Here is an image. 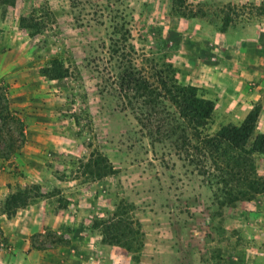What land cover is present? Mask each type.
<instances>
[{
    "label": "rangeland",
    "instance_id": "1",
    "mask_svg": "<svg viewBox=\"0 0 264 264\" xmlns=\"http://www.w3.org/2000/svg\"><path fill=\"white\" fill-rule=\"evenodd\" d=\"M247 56L264 91V0H0V218L26 209L30 244L17 264H264V154L239 183H203L215 172L155 77L170 64L213 101V135L244 104L204 77L243 75Z\"/></svg>",
    "mask_w": 264,
    "mask_h": 264
},
{
    "label": "trees",
    "instance_id": "2",
    "mask_svg": "<svg viewBox=\"0 0 264 264\" xmlns=\"http://www.w3.org/2000/svg\"><path fill=\"white\" fill-rule=\"evenodd\" d=\"M229 24L230 21L226 20L222 24L221 31H226ZM161 69L156 73L155 77L163 90L162 96L168 99L175 109L171 114L172 121L174 123L179 122L183 126L180 130L181 132H189V137L186 138L187 143L191 141L190 138H195L197 143L193 144V148L197 150L199 148L202 152L201 158L205 160V163L211 165L212 172H215V174L213 173L214 175H210L209 172L205 173L204 171L198 173L191 172L190 174L197 176L210 175L211 178H203L201 181L212 187L224 183L234 185L235 181L232 178L235 177L238 183L241 182V176L246 167L244 159L246 157L249 158V156L255 153L264 154V133L255 134L260 109L253 107L239 125L227 124L222 126L213 135L205 134L203 133V129L208 124L215 107L213 101L205 98L203 95H198V89L195 86L180 85L175 79L174 69L170 64L164 63ZM51 78L56 79L55 77ZM147 85L145 81L140 82L138 79V84L135 86H143L144 88ZM120 86V92H124L130 88L129 85H124V83H121ZM125 96L126 94L124 93ZM125 98L128 99L127 97ZM184 122L185 126L183 125ZM175 130L176 126H173L171 131L175 132ZM155 134L160 136L161 132L158 131ZM221 154L222 156L225 154H235L238 160H244V164L240 163L237 168L234 165L225 164L226 169H222L218 164L214 163L219 159ZM189 163H194V166L197 167L194 160H189ZM234 169H237L238 173L233 171ZM230 177L232 178L230 179ZM229 179L231 181H228ZM214 199L217 201L216 194H214Z\"/></svg>",
    "mask_w": 264,
    "mask_h": 264
},
{
    "label": "crops",
    "instance_id": "3",
    "mask_svg": "<svg viewBox=\"0 0 264 264\" xmlns=\"http://www.w3.org/2000/svg\"><path fill=\"white\" fill-rule=\"evenodd\" d=\"M231 43H234V39H232ZM224 55V54H221ZM253 60L247 56L244 62L241 63L240 67H237L241 70L243 75H235L230 73V69L228 67H223V72H215L208 74L204 77L207 81H215V83L220 86L221 92L226 91L227 95H237V100L244 104L243 112H240V107H236L234 105V109L239 111L240 115V123L247 116L249 111H251L254 107L255 103H258L259 100L263 98L264 91L260 89V87H250L253 84V80H255V76H251L249 72H253ZM215 78H217L215 80ZM193 84V83H191ZM237 85L240 88H237ZM238 89V92L235 93L232 89ZM242 89V90H241ZM233 109V110H234ZM264 112V107H261L259 112V117H261ZM228 124L239 125L240 123L236 122H227ZM13 191V187L9 186V183H5V187H3V192H11ZM2 214V213H1ZM0 218V263L1 264H17L19 262L23 263L24 258L26 257L23 253L27 248L30 247L28 239V229H27V216L26 209L21 212H16L13 216L8 218L6 214L2 215ZM25 256V257H23ZM26 258H29L26 257ZM20 260V261H19ZM26 262V261H25Z\"/></svg>",
    "mask_w": 264,
    "mask_h": 264
}]
</instances>
